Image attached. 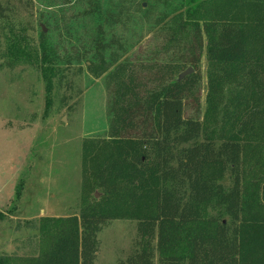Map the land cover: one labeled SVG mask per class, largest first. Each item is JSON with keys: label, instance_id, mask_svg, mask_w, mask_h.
I'll return each mask as SVG.
<instances>
[{"label": "rangeland", "instance_id": "1", "mask_svg": "<svg viewBox=\"0 0 264 264\" xmlns=\"http://www.w3.org/2000/svg\"><path fill=\"white\" fill-rule=\"evenodd\" d=\"M0 8V264L36 256L46 220L78 216L110 191L94 175L111 145L110 99L125 86L142 93L160 89L189 68L183 61L188 35L178 31L180 23L234 21L257 39L254 54L264 56V0H0ZM111 38L120 46L103 51L108 65L88 68L95 43ZM205 50L195 117L202 136L218 142L223 111L222 104L206 103L211 65ZM194 113L193 103L186 105L185 116ZM203 173L230 186L219 166ZM148 210L146 198L118 205L115 219L97 234L93 264H122ZM216 214L229 221L215 206L203 210L205 217ZM178 252L183 256L182 246Z\"/></svg>", "mask_w": 264, "mask_h": 264}, {"label": "trees", "instance_id": "2", "mask_svg": "<svg viewBox=\"0 0 264 264\" xmlns=\"http://www.w3.org/2000/svg\"><path fill=\"white\" fill-rule=\"evenodd\" d=\"M179 30L188 35L183 61L194 74L148 93L118 90L108 107L110 149L94 173L110 191L78 216L46 220L38 254L22 264H93L97 234L115 219L117 206L144 198L149 210L122 264H264V56L254 54L257 39L234 21L212 17L180 23ZM112 44L120 46L113 38L96 42L87 67L107 66L102 53ZM204 45L211 65L206 103L222 104L218 142L202 136L195 117ZM189 103L195 113L186 117ZM209 165L229 175L228 189L204 176ZM211 206L229 221L205 217Z\"/></svg>", "mask_w": 264, "mask_h": 264}, {"label": "water", "instance_id": "3", "mask_svg": "<svg viewBox=\"0 0 264 264\" xmlns=\"http://www.w3.org/2000/svg\"><path fill=\"white\" fill-rule=\"evenodd\" d=\"M42 31L44 32V30H42ZM192 71L193 70L190 67L187 68L185 71H183L182 73H180L178 75L177 80L180 81L183 77L190 75L192 73Z\"/></svg>", "mask_w": 264, "mask_h": 264}]
</instances>
